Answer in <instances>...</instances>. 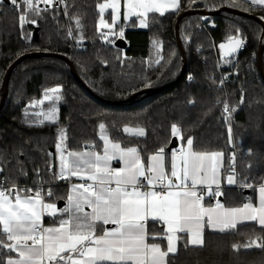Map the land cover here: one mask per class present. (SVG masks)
Here are the masks:
<instances>
[{"label":"trees","instance_id":"trees-1","mask_svg":"<svg viewBox=\"0 0 264 264\" xmlns=\"http://www.w3.org/2000/svg\"><path fill=\"white\" fill-rule=\"evenodd\" d=\"M103 1L66 0L68 15L64 14L65 6L54 1L49 11L34 17L35 24L29 22L22 27L14 6L0 4V104L8 68L20 56L34 53L12 71L0 110V157L3 158L0 166L4 169L0 178L7 184L32 189L43 181L46 191L49 188L53 191V196L47 197L48 202H65L70 183L52 178L58 171L55 145L59 128L66 130L69 150H85L86 144H95L96 150L101 151L99 123L103 122L110 139L121 142L122 146H138L145 161L148 155L164 147L168 165L171 125L176 123L184 141L193 138L195 150L223 153L225 176L235 153L237 183L222 185L223 203L241 206L247 197L255 202L257 192L250 189L244 193L247 188L240 185L264 182V79L259 65L264 25L237 11L261 17L264 9L243 11L218 2L213 8L201 0L189 7L187 0H181L178 13L169 11L163 16L149 13L145 28L137 27L135 18L130 22L122 20L111 33L98 27V4ZM190 9L206 13H189L181 18L178 39L176 20ZM203 15H207L206 21H202ZM75 17L80 18L79 28ZM35 28H38L37 38ZM237 34L245 41L244 48L234 56H223L219 45L229 35ZM118 37L127 41L126 48L115 45ZM153 41L159 44L154 45ZM173 52L176 55L168 63ZM47 53L66 56L87 86L76 78L69 61ZM158 59L159 64L155 63ZM185 61L184 75L177 81ZM262 66L264 69V49ZM56 87L61 89L58 93L61 100L56 104L59 118L56 123L45 120L43 125H37L36 121L43 119L36 114L53 102L45 100L34 105L33 101L42 100L46 89ZM145 89L149 90L139 93ZM224 102L237 109L230 120L225 119L228 114L223 111ZM124 126L144 127L146 136L124 133ZM160 231L159 224L150 223V233ZM257 236H264V232L254 222H245L236 231L226 233L205 227L204 246L185 248L184 242L178 241V251L174 256L169 255L168 264H264V249L233 248ZM156 242L166 247V240ZM7 258L5 255L4 260Z\"/></svg>","mask_w":264,"mask_h":264},{"label":"snow or ice","instance_id":"snow-or-ice-1","mask_svg":"<svg viewBox=\"0 0 264 264\" xmlns=\"http://www.w3.org/2000/svg\"><path fill=\"white\" fill-rule=\"evenodd\" d=\"M3 2L0 0V4ZM9 2L17 10L22 27L29 22L35 24L34 17H41L42 12L49 11L38 7L41 2L52 5L54 0ZM201 2L213 8L218 2L243 11H254L257 7L264 9V0ZM55 3L64 5V14L68 15L66 0H55ZM187 3L193 7L197 0H187ZM120 5L121 0L98 4L101 15L98 27L111 28L112 25L103 19L104 11L112 9L111 19L115 24ZM124 8L125 20L135 16L141 27H147L149 13H159L160 16L169 11L178 13L181 0H124ZM259 19L264 21V16ZM75 20L77 27H81L80 18L75 17ZM68 34L72 35L71 28ZM153 43L159 44L158 41ZM244 43L239 34L229 35L227 43H221L219 48L224 56H231ZM157 55H160L159 49ZM175 55L171 53L168 63ZM155 63L159 64L160 60ZM146 86L150 85L146 83ZM60 91L59 87L46 89L42 100L33 101L34 105L43 104L45 100L53 102L47 112L36 114L44 117L36 121L37 125H43L45 120L57 122L56 104L61 100ZM236 110L227 102L223 103V111L228 114L226 120H230ZM99 129V139L103 141L99 152L95 144H86V150H69L66 130H57L55 147L59 170L52 178L70 183L63 208L46 200V197L53 196V191L49 188L45 192L43 181L38 182L35 189L20 188L15 183L5 188L4 181H0V264H168L169 255L174 256L178 251V241H183L185 248L190 245L203 247L205 227L226 233L236 231L238 225L245 222H254L264 232V182L240 185L257 192L256 203L252 202V197H247L242 206L227 207L217 199L224 195L219 178L222 152L197 151L193 138L188 137L185 144L171 151L166 166L164 147L148 155L145 161L138 146H122L121 142L110 139L105 123H99ZM123 132L136 137L146 136V130L141 126H124ZM228 133L231 142L230 124ZM171 136L185 140L176 123L171 125ZM2 159L0 157V162ZM113 161H119L121 166L113 167ZM231 161V172L226 178L229 185L237 183L235 153ZM3 170L0 166V172ZM73 177L80 182L72 183ZM206 197L210 198L208 203H205ZM211 200L216 202L213 204ZM45 216L53 218L51 225L45 226ZM149 221L159 224L162 231L149 233ZM150 239L153 242L149 243ZM157 239L166 240V247L155 242ZM241 247L264 249V236H257L244 245H233L236 250ZM5 255L8 257L6 261Z\"/></svg>","mask_w":264,"mask_h":264},{"label":"water","instance_id":"water-1","mask_svg":"<svg viewBox=\"0 0 264 264\" xmlns=\"http://www.w3.org/2000/svg\"><path fill=\"white\" fill-rule=\"evenodd\" d=\"M4 2L6 3H10L9 0H4ZM189 13H199V14H205V10H198V9H190L188 11H185L183 13H181L177 20H176V23H175V31H176V35H177V38L180 39L179 37V23H180V20L181 18H183L185 15L189 14ZM238 14H241V15H246V16H249V17H252V18H255L257 19L258 21H260L263 25H264V21H262L261 19H259V16L257 15H254V14H250V13H244L242 11H237ZM34 37L37 38L38 37V28H35L34 30ZM115 45L118 46V47H121V48H126L127 46V41L123 38V37H118L116 40H115ZM263 48L260 49L259 51V65H260V72H261V75L264 79V69H263V66H262V54H263ZM34 53H26L22 56H20L19 58H17L11 65L10 67L8 68V71H7V76H6V79H5V83H6V89H5V93H4V98H3V101L2 103L0 104V110L1 108L3 107L4 103H5V98H6V95L8 93V84H9V80H10V77H11V74H12V71L15 69V67L24 59L28 58V57H31L33 56ZM46 55H55V56H58V57H61V58H64L65 60L69 61L70 60L64 56V55H61V54H50V53H47ZM184 55V58H185V54ZM71 66L73 68V72H74V75L76 76V78L84 85V86H87L83 81L82 79L78 76L76 70H75V67L73 65V63H71ZM185 68H186V61H185V64H184V68L182 70V73L180 74V76L178 77L177 81L184 75V72H185ZM149 89H145V90H142L140 91L139 93H142L144 91H147ZM136 95L132 96L130 99L134 98ZM179 145V139L178 138H175V137H172L171 139V142L169 143L168 147H167V151L168 152H171L173 149L177 148ZM250 192V189H245L244 190V193H249ZM220 200H223V197H219ZM64 203V201L60 200L58 202V205L59 206H62Z\"/></svg>","mask_w":264,"mask_h":264},{"label":"rangeland","instance_id":"rangeland-1","mask_svg":"<svg viewBox=\"0 0 264 264\" xmlns=\"http://www.w3.org/2000/svg\"><path fill=\"white\" fill-rule=\"evenodd\" d=\"M105 2H106V0L103 1L102 3H105ZM99 11H100V10H99ZM124 12H125V8H124V0H121V5H120L119 13H118V18H117L115 24H113L112 19H111L112 9H111V8H107V9H105L104 14H103V19L107 22V24L112 25V27H111V28H109V27H102L101 29L112 33V32L114 31L116 25L124 19ZM133 17H135V16H133ZM100 19H101V15H100V18H99V22H100ZM135 19H136V25H137V27H139V28H145V27H141V26H140V24H139V18L135 17ZM131 20H132V17H130L128 20H125V19H124L125 22H130ZM222 43H227V41H226V42H222ZM220 51H221V53H222V50H221V49H220ZM239 51H240V49H239L236 53H234L233 55H231V56H234V55L237 54ZM222 55H223V54H222ZM223 56H224V55H223ZM231 56H230V57H231ZM47 101H49V100H47ZM50 106H51V105H50ZM56 107H57V109H58V106H57V105H56ZM48 108H49V107H48ZM48 108H47V109H42V110H40L39 112H40V113H41V112H47ZM41 116H42V119H44L43 115H41ZM57 116H58V118H59V111H58V113H57ZM57 120H58V119H57ZM57 158H58V157H57ZM58 161H59V160H58ZM58 170H59V163H58ZM226 183H227V181H226ZM228 185H229V184H228ZM56 205H57V204H56Z\"/></svg>","mask_w":264,"mask_h":264},{"label":"crops","instance_id":"crops-1","mask_svg":"<svg viewBox=\"0 0 264 264\" xmlns=\"http://www.w3.org/2000/svg\"><path fill=\"white\" fill-rule=\"evenodd\" d=\"M135 17H132V19H134ZM124 20V19H123ZM179 139V138H178ZM186 143V141H181L180 139H179V145H178V147L177 148H179L181 145H183V144H185ZM86 150V149H85ZM80 151V150H79ZM97 151V150H96ZM102 151V150H101ZM99 152V151H98ZM171 154V153H170ZM165 162H166V166H168L167 165V158H168V155L165 153ZM169 161H170V156H169ZM112 164H113V167H120L121 165H120V163H119V161H116V162H112ZM224 166H225V158H224V155H223V158H222V167L220 168V184H221V186L224 184V183H226V181H227V175L225 176L224 175V172H223V169H224ZM74 181L72 182V183H78V182H80L76 177H73L72 178ZM258 195V194H257ZM217 199H219V198H217ZM219 201L221 202V203H223V200H220L219 199ZM256 201H257V199H256ZM256 201L255 202H253V203H256ZM211 202L214 204L215 202H216V200H211ZM65 203H66V201L63 203V205L62 206H59L58 204H57V208H63L64 206H65ZM205 203H208V201H205ZM225 206H227V205H225ZM242 206V205H241ZM227 207H230V206H227ZM236 207H239V206H236ZM46 218H48L49 220H47L46 221ZM52 222H53V218L52 217H49V216H45L44 217V224H45V226H49V225H51L52 224ZM150 223H151V221H149V224H148V231H149V225H150ZM160 226V225H159ZM108 227H112V225H108ZM160 228H161V226H160ZM150 233V232H149ZM151 242H153V241H151V240H149V243H151ZM156 242V241H155ZM163 248V247H162Z\"/></svg>","mask_w":264,"mask_h":264},{"label":"built area","instance_id":"built-area-1","mask_svg":"<svg viewBox=\"0 0 264 264\" xmlns=\"http://www.w3.org/2000/svg\"><path fill=\"white\" fill-rule=\"evenodd\" d=\"M55 1V0H54ZM51 5H47V4H44L43 2H41L39 5H38V7L39 8H41V9H44V8H48V7H50ZM207 20V15H203L202 16V21H206ZM244 46H245V43H244ZM244 46L240 49V50H242L243 48H244ZM174 150V149H173ZM114 162H116V161H114ZM237 163H236V158H235V171H236V177H237ZM230 172H231V169H230V167H229V169H228V173H227V175H229L230 174ZM0 181H4V179H2V178H0ZM10 186V184H7L5 181H4V187L5 188H7V187H9ZM213 187H215V186H213ZM222 187V186H221ZM25 188V187H24ZM43 188H44V190H45V192H46V188H45V185L43 184ZM207 197H206V200L205 201H207ZM46 200H47V197H46Z\"/></svg>","mask_w":264,"mask_h":264}]
</instances>
